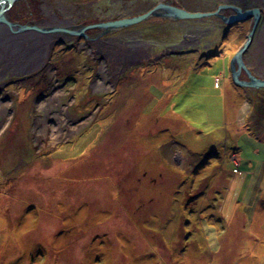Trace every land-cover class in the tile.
<instances>
[{
    "label": "rangeland",
    "instance_id": "rangeland-1",
    "mask_svg": "<svg viewBox=\"0 0 264 264\" xmlns=\"http://www.w3.org/2000/svg\"><path fill=\"white\" fill-rule=\"evenodd\" d=\"M40 1L13 18L258 8L242 58L264 79V0ZM214 18L90 40L0 25V264H264V88L229 73L252 21Z\"/></svg>",
    "mask_w": 264,
    "mask_h": 264
},
{
    "label": "water",
    "instance_id": "water-1",
    "mask_svg": "<svg viewBox=\"0 0 264 264\" xmlns=\"http://www.w3.org/2000/svg\"><path fill=\"white\" fill-rule=\"evenodd\" d=\"M19 0H0V25H3L7 27L12 34L17 33H24L33 31L39 34H59V33H65L71 36H77L80 35L81 32L88 30V29H99L103 32H109L111 30H118L122 28H126L132 24L139 23L143 20H146L150 17H159V18H170L172 20H199L203 18H209V17H218L221 19L222 23L224 25L233 26L236 22H243L250 17H253V22L251 29L246 36L245 43L242 45V47L238 50V52L234 55L233 59L230 63V76L233 81V83L236 86L244 87V88H255L258 89L259 87L264 88V80L257 79L256 77H253L250 72H248L245 68V65L243 64V54L249 47L253 34L255 32V29L257 27L258 21H259V10L253 9V10H246L242 11L239 8L236 7H230L231 10H233V14L225 17L221 14L222 9L229 8L227 6H220L218 7L217 11L210 12V13H191L188 12L182 8H178L175 6H172L170 4H164V3H158L155 7L148 10L146 13L142 14L141 16H135L130 18H124L120 20H114V21H108L104 23H98L91 26H85L83 27L79 32L75 31L74 29H68L65 27H40L37 25H24L20 26L19 24L11 23L6 19V12L11 8V6ZM241 72H245L247 75V81H241L240 80V74Z\"/></svg>",
    "mask_w": 264,
    "mask_h": 264
},
{
    "label": "flooded vegetation",
    "instance_id": "flooded-vegetation-1",
    "mask_svg": "<svg viewBox=\"0 0 264 264\" xmlns=\"http://www.w3.org/2000/svg\"><path fill=\"white\" fill-rule=\"evenodd\" d=\"M22 1V2H21ZM34 0H20L19 2H17L16 4H14L13 5V7H12V9H15L16 7V5H19V3H22L21 5H22V8L24 7V4L26 3L27 4V7L26 8H24L25 10H28V11H30L28 14H29V16H31L32 15V13H34V7H33V5H34ZM236 8H239V7H236ZM240 9V8H239ZM253 9H257V8H255V7H253L252 9H249V10H253ZM242 10V9H241ZM230 11H232V10H230ZM243 11V10H242ZM244 11H246V10H244ZM243 11V12H244ZM14 13V12H13ZM231 13V12H230ZM228 14L229 16L230 15H232V14ZM233 13V12H232ZM221 14H223L222 12H221ZM14 16L10 13L9 15H8V19L11 21V22H13V23H18L19 22V20H18V16H16V18L14 19L13 18ZM209 19H211V18H209ZM214 19H218L220 22H221V24H222V21H221V19L220 18H218V17H216V18H214ZM249 21L251 20L252 21V17H250L249 19H248ZM43 21H45V23L43 22ZM57 21H61V20H57ZM27 22V20L24 22V23H26ZM244 22V21H243ZM28 23V22H27ZM92 23H96V22H93V20L92 21H90V22H82V23H80V24H78V25H75V24H67V23H65V25H64V27L65 28H68V29H75V27H78V26H80V25H89V24H92ZM236 23H239V22H236ZM235 23V24H236ZM241 23V22H240ZM29 24L30 25H37V26H40V27H46V28H51V27H58V24L57 23H52L50 20H48V19H45V20H42L41 18H40V20L38 21V20H34V21H30L29 22ZM223 25V24H222ZM234 26V25H233ZM62 27V26H61ZM5 29L3 26H0V29ZM85 34H82V35H77V37H81L83 40L84 39H86V40H90V39H97V38H99L101 35H102V33L104 34L105 32H103L102 30H99V29H88V30H85ZM114 32V31H113ZM68 35V34H67ZM68 36H71V35H68ZM181 48L180 49H178V50H180V52H186V51H195V49L194 48H191L192 46L191 45H185V46H180ZM172 48V47H171ZM173 49V48H172ZM172 54L171 55H173V53L174 52H171ZM175 55H177V54H174V56ZM145 56H147L146 55V53H145ZM150 58H156V59H159V60H162L163 58H164V55L162 56V58H157V57H155L153 54H151V56L149 57V59ZM166 58H169V57H166Z\"/></svg>",
    "mask_w": 264,
    "mask_h": 264
},
{
    "label": "bare ground",
    "instance_id": "bare-ground-1",
    "mask_svg": "<svg viewBox=\"0 0 264 264\" xmlns=\"http://www.w3.org/2000/svg\"><path fill=\"white\" fill-rule=\"evenodd\" d=\"M36 3H38V4H42V2L39 0L38 2L37 1H35L34 2V4H36ZM161 3H163V2H161ZM15 4V3H14ZM13 4V5H14ZM164 4H166V3H164ZM13 5L11 6V8L6 12L7 14H5V16H6V19L8 20V21H10L9 19H8V13L10 14H12V7H13ZM258 9V8H257ZM259 10V19H260V15H261V10L260 9H258ZM11 11V12H10ZM206 13H210V12H206ZM135 16H141V13L140 14H136ZM134 16V17H135ZM133 17V16H132ZM128 18H130V17H128ZM209 18H212V17H209ZM209 18H203L204 20H208ZM150 19V18H149ZM164 20H166L169 24H171V25H176V23L177 22H181V21H183V20H172V19H170V18H164ZM144 21V20H143ZM174 21H175V23H174ZM247 21H248V19H247ZM93 22H96L95 20H93ZM104 22H107V20L106 21H103L102 23H104ZM245 22H246V20H245ZM252 22H253V17H252ZM259 22V21H258ZM98 23H101V22H97V23H92V24H89V25H85L86 27L87 26H91V25H94V24H98ZM17 24H19L20 26H24V25H26V24H28V23H17ZM136 24V23H135ZM135 24H132V25H135ZM132 25H130V26H132ZM84 25H80V26H78V27H75V31H77V32H79L83 27H85ZM176 27H177V25H176ZM127 28V27H126ZM256 30V29H255ZM29 32H32V31H29ZM22 33V32H21ZM21 33H17L16 35H19V34H21ZM25 33V32H24ZM86 32L85 31H83V32H81L80 33V35H82V34H85ZM255 33V32H254ZM38 34V33H37ZM244 43H245V41H244ZM243 43V44H244ZM46 43L45 42H43V43H41L40 45H45ZM42 48V47H41ZM40 48V49H41ZM41 53V50H37V53ZM180 52V51H179ZM35 53V52H34ZM41 54H44V52L43 53H41ZM235 55V54H234ZM234 57V56H233ZM233 59V58H232ZM243 60V59H242ZM144 61H146L147 63H146V65H148V64H150L151 66H150V68L151 69H153V70H157V68H158V66H154V65H156V61H159V62H161V60H159V59H156V58H150V59H148V60H144ZM124 63V62H123ZM123 63H120L119 64V66L118 67H116V68H113L114 70H115V74H117V73H119V72H121L122 70H123V68H124V64ZM243 64L245 65V63H244V61H243ZM245 68H246V70L248 71V72H250L251 73V75L253 76V77H255V75L253 74V72L250 70V68H248L246 65H245ZM147 69V68H146ZM113 73V75H115ZM229 73H230V70H229ZM241 74H242V72H241ZM231 75V74H230ZM244 75H245V77H246V79H247V75H246V73L244 72ZM262 80H264V79H262ZM247 81V80H246ZM229 82V81H228ZM232 82V84L233 85H235L234 83H233V81H231ZM252 90H255V91H259V92H263V87H259L258 89H255V88H251ZM44 137V136H43ZM45 141H46V139H45Z\"/></svg>",
    "mask_w": 264,
    "mask_h": 264
}]
</instances>
